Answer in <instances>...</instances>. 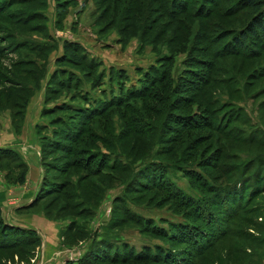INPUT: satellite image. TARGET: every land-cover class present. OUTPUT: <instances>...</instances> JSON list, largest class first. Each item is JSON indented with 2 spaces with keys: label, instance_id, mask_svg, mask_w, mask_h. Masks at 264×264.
<instances>
[{
  "label": "rangeland",
  "instance_id": "rangeland-1",
  "mask_svg": "<svg viewBox=\"0 0 264 264\" xmlns=\"http://www.w3.org/2000/svg\"><path fill=\"white\" fill-rule=\"evenodd\" d=\"M179 1L0 0V264H264V37Z\"/></svg>",
  "mask_w": 264,
  "mask_h": 264
},
{
  "label": "trees",
  "instance_id": "trees-1",
  "mask_svg": "<svg viewBox=\"0 0 264 264\" xmlns=\"http://www.w3.org/2000/svg\"><path fill=\"white\" fill-rule=\"evenodd\" d=\"M8 2L9 1H7V3ZM235 2H236L235 5H239V6L241 5L242 8H245V10L247 9V13H249L252 16V18L244 28L239 29L240 32L238 34L235 33V35L233 36L234 37L233 42L235 45L234 47L235 48L237 47V48H239V50H241V49H244V47H246V46H250V44H253L256 46V43L259 40V38L264 37V0H235ZM179 3L177 2L174 4L173 10H171V12H170L171 14L176 11V9H177V7H179V5L183 6L182 5L183 0L182 1L180 0ZM1 5H3V4H1ZM205 12H208V10L206 9ZM233 12H234V10H233ZM251 41H252V43H251ZM65 50H67V46H66ZM65 59H68V61H70V62H75V60L73 58H70L68 56H66ZM0 72L3 74V72L1 70H0ZM1 78H2V76L0 75V81L3 80ZM5 82H6V80H5ZM0 84H1V82H0ZM10 85L16 87V89L20 90L21 92L23 91L21 89L20 84H15L13 82V84H10ZM58 143H60V142H58ZM0 153H1V155L3 154V156H5V154H10V153L12 154V153H16V152H14V150H11L10 148H0ZM26 174L22 173L20 175L19 180H18L20 183L23 184L25 182V175ZM46 182H47L46 178L43 177L42 184H41L40 188L37 190V193H36L33 201L28 206H26L25 208H31V207L36 206V204H38L39 200L43 199L44 195L45 194L47 195V193L50 192L46 187H45V189L43 188V185H44V183L46 184ZM54 184L55 183L49 184V185L50 186H56ZM227 202H229V198L227 199ZM35 233L36 232H34L33 230H30V229L18 228V227H14L12 225L7 224L2 217V213H1V209H0V249L6 248V247H15L16 245L21 244L22 241L26 242ZM30 239H33V241H35V242H36V239L39 240L38 238H33V237ZM35 242L34 243L29 242V243L31 245H35L36 244ZM95 255H96V253H95Z\"/></svg>",
  "mask_w": 264,
  "mask_h": 264
},
{
  "label": "crops",
  "instance_id": "crops-1",
  "mask_svg": "<svg viewBox=\"0 0 264 264\" xmlns=\"http://www.w3.org/2000/svg\"><path fill=\"white\" fill-rule=\"evenodd\" d=\"M33 168H34V167H33ZM29 171H31V170H29ZM31 172H32V171H31ZM33 175H34V176L36 175V168L33 169ZM33 175H32V176H33ZM36 193H37V192H36ZM36 193L33 195L32 199H34ZM32 199L28 202L27 206L32 202ZM9 224H10V223H9ZM15 224H16V223L14 222V225H15ZM11 225H12V224H11ZM16 226H19V224L16 225ZM25 226H26V227H31V228H32V227H33V224H31V223L27 224V223H26ZM43 244L45 245V248H47V249H45V253L41 256V259L45 257V254H48L47 257H49V252H50V250L48 249V242H47V240H46V241L44 240V243H43ZM57 250H58V249L52 247V249H51V254H53V252L56 253ZM55 253H54V254H55ZM54 254H53V255H54ZM54 256L58 257L59 255H54Z\"/></svg>",
  "mask_w": 264,
  "mask_h": 264
},
{
  "label": "built area",
  "instance_id": "built-area-1",
  "mask_svg": "<svg viewBox=\"0 0 264 264\" xmlns=\"http://www.w3.org/2000/svg\"><path fill=\"white\" fill-rule=\"evenodd\" d=\"M71 261H74V260L71 259Z\"/></svg>",
  "mask_w": 264,
  "mask_h": 264
}]
</instances>
